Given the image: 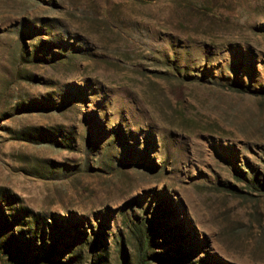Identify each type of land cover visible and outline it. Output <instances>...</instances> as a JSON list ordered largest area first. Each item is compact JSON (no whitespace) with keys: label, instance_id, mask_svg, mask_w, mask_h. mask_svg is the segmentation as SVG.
Returning <instances> with one entry per match:
<instances>
[{"label":"rangeland","instance_id":"374dc122","mask_svg":"<svg viewBox=\"0 0 264 264\" xmlns=\"http://www.w3.org/2000/svg\"><path fill=\"white\" fill-rule=\"evenodd\" d=\"M0 264H264V0H0Z\"/></svg>","mask_w":264,"mask_h":264},{"label":"trees","instance_id":"16d2710c","mask_svg":"<svg viewBox=\"0 0 264 264\" xmlns=\"http://www.w3.org/2000/svg\"><path fill=\"white\" fill-rule=\"evenodd\" d=\"M232 86H234L233 88H235L236 90H238V91H244V92H250L251 91V89H246V87H245V84H243V83H237L236 85H232ZM253 91V90H252ZM251 91V92H252ZM11 199V198H10ZM8 202V204H13V202H14V200H9V201H7ZM16 215H15V217H16V221L18 222V221H20L22 218H25V217H27L28 215H27V213H28V211H27V209H16ZM5 220H6V218H5ZM7 222H8V220H6ZM160 224H162L161 222H159V221H155V220H153V222H152V226H151V228H149L150 229V232H149V230H147L148 232V234H147V237H145V239L146 240H148L147 242H148V244H150L151 243V241L153 240V238H155V236L158 234V232H161V228H160ZM63 230L60 228V232H62ZM140 235L144 238V234H146L145 232H146V229L145 228H143V229H141L140 228ZM76 242V241H75ZM71 244H76V243H74V242H72ZM72 245V246H73ZM47 247V248H46ZM43 248L45 249L44 250V258H45V260H47V261H50V260H52L53 259V257L57 254V253H62V252H65V250L63 249V248H61L60 247V243L58 242V241H55L52 245H49V244H47V243H45V244H43ZM158 255H160V256H162V255H164L165 257H167V255L168 254H158ZM42 256V255H41ZM162 258V257H161ZM165 260V259H164Z\"/></svg>","mask_w":264,"mask_h":264}]
</instances>
